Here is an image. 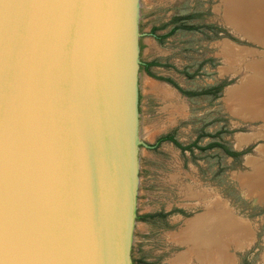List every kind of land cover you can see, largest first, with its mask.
<instances>
[{
  "label": "water",
  "instance_id": "1",
  "mask_svg": "<svg viewBox=\"0 0 264 264\" xmlns=\"http://www.w3.org/2000/svg\"><path fill=\"white\" fill-rule=\"evenodd\" d=\"M151 0H0V264H133Z\"/></svg>",
  "mask_w": 264,
  "mask_h": 264
},
{
  "label": "rangeland",
  "instance_id": "2",
  "mask_svg": "<svg viewBox=\"0 0 264 264\" xmlns=\"http://www.w3.org/2000/svg\"><path fill=\"white\" fill-rule=\"evenodd\" d=\"M263 69L264 0H151L133 264H264Z\"/></svg>",
  "mask_w": 264,
  "mask_h": 264
},
{
  "label": "bare ground",
  "instance_id": "3",
  "mask_svg": "<svg viewBox=\"0 0 264 264\" xmlns=\"http://www.w3.org/2000/svg\"><path fill=\"white\" fill-rule=\"evenodd\" d=\"M246 59H247V57H246ZM243 69V68H242ZM264 70V69H263ZM152 84H153V82H152ZM151 85V84H150ZM153 87V86H152ZM155 87V86H154ZM160 87V86H159ZM162 87V86H161ZM160 87V88H161ZM256 89V88H255ZM161 90V89H160ZM234 96H235V94H234ZM238 97V96H237ZM241 97H242V95H241ZM239 98H240V96H239ZM237 100V99H236ZM239 101V100H238ZM237 109V108H236ZM256 114V113H255ZM258 114V113H257ZM261 115V114H260ZM263 118V117H262ZM255 182V181H254ZM252 184V183H251ZM254 185H257V186H259V187H263L264 188V185H261L262 183L260 182V184L256 181L255 183H253ZM254 186H252V188H253ZM255 188V187H254ZM263 196V195H262ZM236 228H238V227H236ZM228 230H231V228H229V229H227L226 231H228ZM237 230V229H236ZM243 230H245V229H243ZM232 231H233V228H232ZM230 233V232H229ZM250 234H251V232H250ZM252 235V234H251ZM217 236V235H216ZM216 238V237H215ZM188 239H190V237L188 238ZM192 239H194V237L192 238ZM221 238H219V240H220ZM216 241V240H215ZM214 241V239H213V242H215ZM206 242V241H205ZM212 242V241H211ZM211 242H210V245H211ZM218 243V242H217ZM200 245V244H199ZM203 246V245H202ZM213 246V245H212ZM203 247H205V246H203ZM209 248V247H208ZM207 248V249H208ZM190 249V248H189ZM191 250V249H190ZM189 250V251H190ZM194 250V249H193ZM193 252V251H192ZM208 253H211V250H210V252H208ZM189 254V253H188ZM206 254H204L203 256H205ZM191 257V256H190ZM206 257H208L207 255H206ZM206 257H204V258H206ZM189 259V258H188ZM208 261V260H207Z\"/></svg>",
  "mask_w": 264,
  "mask_h": 264
},
{
  "label": "trees",
  "instance_id": "4",
  "mask_svg": "<svg viewBox=\"0 0 264 264\" xmlns=\"http://www.w3.org/2000/svg\"><path fill=\"white\" fill-rule=\"evenodd\" d=\"M156 64V62H149L147 64H145V70L148 71V68L150 65H154ZM162 140H171L174 141L173 138L171 136H163L161 138L158 139V141H162Z\"/></svg>",
  "mask_w": 264,
  "mask_h": 264
}]
</instances>
